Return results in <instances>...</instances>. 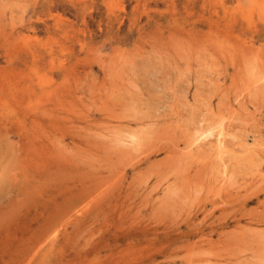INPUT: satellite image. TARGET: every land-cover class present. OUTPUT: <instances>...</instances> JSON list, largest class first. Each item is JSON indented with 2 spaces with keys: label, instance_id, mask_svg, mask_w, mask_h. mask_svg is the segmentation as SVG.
Masks as SVG:
<instances>
[{
  "label": "rangeland",
  "instance_id": "1",
  "mask_svg": "<svg viewBox=\"0 0 264 264\" xmlns=\"http://www.w3.org/2000/svg\"><path fill=\"white\" fill-rule=\"evenodd\" d=\"M0 264H264V0H0Z\"/></svg>",
  "mask_w": 264,
  "mask_h": 264
},
{
  "label": "bare ground",
  "instance_id": "2",
  "mask_svg": "<svg viewBox=\"0 0 264 264\" xmlns=\"http://www.w3.org/2000/svg\"><path fill=\"white\" fill-rule=\"evenodd\" d=\"M134 138H135V137H134ZM134 138H133V139H134ZM222 142H223V141H222Z\"/></svg>",
  "mask_w": 264,
  "mask_h": 264
}]
</instances>
